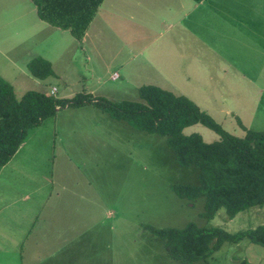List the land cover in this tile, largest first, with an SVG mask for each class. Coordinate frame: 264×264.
I'll use <instances>...</instances> for the list:
<instances>
[{
  "label": "rangeland",
  "instance_id": "1",
  "mask_svg": "<svg viewBox=\"0 0 264 264\" xmlns=\"http://www.w3.org/2000/svg\"><path fill=\"white\" fill-rule=\"evenodd\" d=\"M36 56L55 77L29 74ZM0 76L17 98L38 91L139 102V88L154 85L189 98L233 136L264 132V0H105L82 46L39 20L31 3L0 0ZM184 134L220 140L201 124ZM198 182V169L180 166L165 137L93 106L60 109L0 167V264H183L143 227L264 225V206L233 219L221 208L206 220L204 198L190 202L172 189ZM243 261L264 264V248L226 243L194 264Z\"/></svg>",
  "mask_w": 264,
  "mask_h": 264
},
{
  "label": "trees",
  "instance_id": "2",
  "mask_svg": "<svg viewBox=\"0 0 264 264\" xmlns=\"http://www.w3.org/2000/svg\"><path fill=\"white\" fill-rule=\"evenodd\" d=\"M32 1L41 21L68 32L81 46L104 2ZM26 67L38 80L56 76L52 63L41 56L33 57ZM139 99V102H112L92 94L61 99L38 91H27L17 98L13 85L0 76V167L13 159L30 130L53 118L58 110L93 106L112 120L123 121L137 131L165 137L180 166L198 169V184H174L172 189L179 198L190 202L204 198L206 220H212L221 208L233 219L241 212L264 206V132L243 127V137L233 136L189 98L158 86L140 87ZM196 124L212 130L220 140L206 143L199 134H184L186 128ZM143 228L165 240L170 258L183 264L205 261L226 243L248 240L264 248V225L237 233L194 223L183 228Z\"/></svg>",
  "mask_w": 264,
  "mask_h": 264
},
{
  "label": "crops",
  "instance_id": "3",
  "mask_svg": "<svg viewBox=\"0 0 264 264\" xmlns=\"http://www.w3.org/2000/svg\"><path fill=\"white\" fill-rule=\"evenodd\" d=\"M26 1V3L27 4H32V6L33 7H35V9H36V15H37V7H36V5L33 3V1L32 0H25ZM105 1V0H104ZM203 2V1H202ZM104 3V2H103ZM103 5V4H102ZM102 5H101V7H102ZM37 17H38V15H37ZM39 19V18H38ZM96 19V17L93 19V21ZM40 20V19H39ZM92 21V22H93ZM89 29V28H88ZM87 32H88V30H87ZM87 32H86V35H85V37H84V40H85V38L87 37ZM6 54V53H5ZM7 55V54H6ZM17 64H14L13 66H16ZM119 78V77H118ZM15 157V156H14ZM64 242H66V243H68L69 242V239L68 238H65L64 239ZM59 259H55V258H49L48 259V263L47 264H69L70 262H69V259L66 261V258H64V257H58Z\"/></svg>",
  "mask_w": 264,
  "mask_h": 264
},
{
  "label": "built area",
  "instance_id": "4",
  "mask_svg": "<svg viewBox=\"0 0 264 264\" xmlns=\"http://www.w3.org/2000/svg\"><path fill=\"white\" fill-rule=\"evenodd\" d=\"M118 78V75L116 74L115 77H114V80Z\"/></svg>",
  "mask_w": 264,
  "mask_h": 264
}]
</instances>
